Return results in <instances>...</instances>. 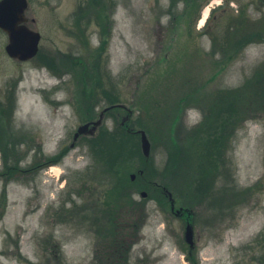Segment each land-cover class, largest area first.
<instances>
[{
    "label": "rangeland",
    "instance_id": "rangeland-1",
    "mask_svg": "<svg viewBox=\"0 0 264 264\" xmlns=\"http://www.w3.org/2000/svg\"><path fill=\"white\" fill-rule=\"evenodd\" d=\"M28 2L33 58L0 29V264H264V4Z\"/></svg>",
    "mask_w": 264,
    "mask_h": 264
},
{
    "label": "water",
    "instance_id": "water-1",
    "mask_svg": "<svg viewBox=\"0 0 264 264\" xmlns=\"http://www.w3.org/2000/svg\"><path fill=\"white\" fill-rule=\"evenodd\" d=\"M264 3V0H261ZM28 8L27 0H0V28L7 34L8 42L5 51L9 57L25 61L36 55L40 40V33L27 26L28 18L25 11ZM33 21V19H32ZM111 108H104L96 120L80 124L73 135V140L81 134H92L101 123L104 111ZM140 133V147L142 154L148 157L150 152V142L143 130ZM73 144V143H71ZM134 177V174L131 175ZM142 197L146 194L140 193ZM184 239L189 244H193L192 227L190 224L185 226Z\"/></svg>",
    "mask_w": 264,
    "mask_h": 264
},
{
    "label": "trees",
    "instance_id": "trees-1",
    "mask_svg": "<svg viewBox=\"0 0 264 264\" xmlns=\"http://www.w3.org/2000/svg\"><path fill=\"white\" fill-rule=\"evenodd\" d=\"M111 96H112V94H110L109 99L113 100V98ZM129 221H130V219H129ZM129 221H127V222L123 221V223L120 224L119 226H117L118 228L114 229V231L112 232V235H113V237L111 238L112 242L109 243V246H108L109 250L108 251L111 253L114 252L113 255H111L114 260L118 261L119 260L118 258L120 257V255H124L122 252L124 251V253H125V251L129 249V243L131 242V238H132L129 236L131 234L130 230H132V229L131 228L129 229L127 227V226H129ZM132 222L137 224V222H135V221H132ZM112 224L114 225L113 221H112ZM124 230H128V231H124ZM128 240H130V242ZM126 241H128L127 244H125Z\"/></svg>",
    "mask_w": 264,
    "mask_h": 264
},
{
    "label": "flooded vegetation",
    "instance_id": "flooded-vegetation-1",
    "mask_svg": "<svg viewBox=\"0 0 264 264\" xmlns=\"http://www.w3.org/2000/svg\"><path fill=\"white\" fill-rule=\"evenodd\" d=\"M93 101V100H92ZM92 101L90 102L91 104H92ZM116 106L114 107V108H125L122 104H115ZM113 108V109H114ZM133 179H134V177H133ZM156 185V187H154L153 188V191H157V195L158 196H156L157 198H159V196H161L162 194L164 195V196H167V201H168V203H169V211H170V213H172L173 215L175 214V215H179L180 217H182L183 215H184V217H188V213L186 214V208H184V207H181L182 209L181 210H179V211H177L176 209L179 207H177L176 205H175V202L173 201V197H172V193H171V191L164 185V184H159V183H156L155 184ZM154 185V186H155ZM158 188V189H157ZM161 192L162 194H159V192ZM178 213V214H177ZM186 221H187V219L185 220V223H186ZM123 223V221L122 220H119V221H117L116 222V224L119 226L120 224H122ZM133 225V226H132ZM137 224H135L134 222H132V224H131V226L133 227V228H137L138 226H136Z\"/></svg>",
    "mask_w": 264,
    "mask_h": 264
},
{
    "label": "bare ground",
    "instance_id": "bare-ground-1",
    "mask_svg": "<svg viewBox=\"0 0 264 264\" xmlns=\"http://www.w3.org/2000/svg\"><path fill=\"white\" fill-rule=\"evenodd\" d=\"M208 9H209V6L205 8L204 12H203V15H202V19L201 21H203V19L205 18V16L207 15L208 13Z\"/></svg>",
    "mask_w": 264,
    "mask_h": 264
}]
</instances>
